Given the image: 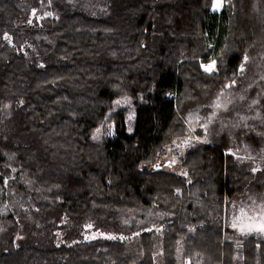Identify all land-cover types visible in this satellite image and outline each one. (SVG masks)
Instances as JSON below:
<instances>
[{
  "label": "trees",
  "instance_id": "16d2710c",
  "mask_svg": "<svg viewBox=\"0 0 264 264\" xmlns=\"http://www.w3.org/2000/svg\"><path fill=\"white\" fill-rule=\"evenodd\" d=\"M111 1H104V5L109 10L104 16H94L85 11L66 9L67 7L63 5L65 9L62 10L58 18H49L34 29L36 36L32 38L31 43L35 45V51L29 53L22 50L23 45L28 41V31L31 27H27L24 23V18L27 17L29 12V5L25 3V6L22 7L20 0H0V63H2L0 64V130L2 129L0 132V183L4 185L5 181L8 183L14 182L13 184L17 189L23 192L24 195L29 196L34 202H38L39 205L45 203L43 207L45 206L44 231L46 235H55L53 232L58 228V222L63 217H67L74 223L75 229L71 235L75 238L78 237L77 239L81 238V230L86 225H91L93 230H101L117 235V237L110 239H79L77 242L71 241L59 245L53 243L42 245L34 242L18 244L16 243V237L20 232L19 224L10 219L8 221L10 240L8 241L7 250L0 253V264H139L140 262L142 264H152L153 262V264H177L178 262L184 264L182 260L178 259L179 255H183L191 248L194 250L191 252L190 249L189 253L194 252V256H200L202 253L201 248H205L204 244L201 246L203 241L206 243L210 233L215 235L217 227L219 236L217 234L214 241L217 244L220 243L222 247H218L216 243H214L216 246L213 244L214 236L211 234L213 237L210 236L212 240L210 238L209 240L212 243L210 241H207V243L210 242L217 248L206 243L207 252L201 254L209 255L210 250L212 254V249H218V254L216 251L212 254L210 258L212 260L209 259L210 256L206 257L204 255L206 259L215 261V263H211L258 264L259 262V264H264L262 259L264 258V255H262L264 254V242L261 244L264 240L255 237H250V240L249 237L245 238L238 249L234 241L229 242V239L226 240L227 237L222 224H220L219 217H222L223 213L219 208L220 204L223 205L222 201L225 197L228 201L235 198V196H239L246 182L252 183V186L257 190H262L261 187L264 186V170H259L256 174H250L248 177L249 174H245V171L238 167V162L232 155L225 156L224 149L229 145L226 136L221 137L222 143L213 146L207 144L188 151L193 156L187 153L184 164L193 175H196H194V181L191 183H188L183 177L174 172L143 168L144 164L156 160L163 145L173 135L183 132L185 125L181 113L184 111L185 101L190 97L191 92L192 95L194 94L193 99L201 101L208 93L222 86L231 72L240 66L245 57L246 71L238 78V85L235 88L240 87L241 91L244 92L243 95L246 96L245 101H243L244 104L249 103L248 100L252 101V99L258 98L259 106L264 113V94H262L264 80L261 79V76L264 75V0H223L222 11L212 10L214 0H206L207 4L204 3L206 6L201 3L202 7H199V3L202 2L200 0V2L198 0H121L122 3H117L120 0ZM197 3L199 5H196ZM80 12L82 14H77ZM220 12L222 13L220 14ZM91 18L93 21L89 22L91 23L89 26L86 19ZM97 22H101V27H106L109 32L106 31V28L105 30L99 28L100 25ZM103 22L110 24L109 28ZM83 23L88 24L89 27H84ZM97 24L98 26H96ZM92 25L96 27H92ZM111 26L115 29L114 33H112L114 29ZM142 27L144 33L140 34L138 30L141 33L142 31L138 28ZM98 28L102 31H99ZM95 29L99 33L108 32V35L103 33L106 36H99ZM93 30L98 36L96 33H92ZM136 32L142 36V41L137 39L140 38L141 40V37L135 36ZM133 34L135 37L132 36ZM230 34L232 39H228ZM91 35H95V37ZM9 37L10 39H8ZM132 38L135 39L131 41ZM129 39L131 44L133 43L132 46L129 44ZM230 42H236L235 46L229 47L232 46ZM227 43L229 46H227ZM126 45L131 46V48L129 47L130 51L132 49H136V51L129 52V48L124 47ZM225 47V50L228 47L231 48L230 52L228 50L222 51ZM220 50L225 53V57L227 56V61L222 58L221 55L223 54ZM214 56L219 61L223 62L224 60L225 65H221L222 68L218 67V75L213 76L216 73L213 72L211 76V73L206 74L202 69L201 63L209 61V58ZM193 57L195 59H192ZM181 59L182 61H190V64L187 62H185L186 64L180 63ZM191 60L196 62H191ZM198 63H200L199 66H197ZM221 63L219 62V64ZM188 64L190 67L187 66ZM192 65H194V70ZM123 66L124 70L125 68L127 70L124 74H119L118 72L121 70V73L124 72ZM108 68H111L112 71L118 68V71H114L116 74L111 73V69L107 72ZM182 68L185 69V77L178 76ZM195 68L201 69V73L200 70L195 72ZM182 71L184 70L182 69ZM208 74L210 75L208 76ZM27 77L28 79H26ZM182 78L187 81L185 86H183L184 79ZM211 78L213 82H211ZM206 81L208 85L210 84L209 88L206 87ZM189 84L192 90H188L189 94L185 96L183 93L186 94L188 91H185L186 93L180 91L184 87L185 90L190 89ZM203 89H205L204 93H202ZM56 93L58 94L56 95ZM179 93L185 96L186 100L182 99ZM57 97L59 98L57 99ZM178 97H181L183 101ZM122 98H129L132 107L135 108L131 125H128L129 109H113L115 102ZM178 99L182 102L180 101V103ZM118 110L117 114L116 111ZM64 119L65 122L62 124ZM132 124H134V127ZM95 142L96 145L98 144L97 146ZM87 144H90V146ZM206 146L207 148H205ZM214 146L216 147L214 148ZM79 147H82V150L86 153L79 150ZM85 148L86 150H84ZM202 149L210 150L204 151L205 158L203 155L202 158L200 157L203 154ZM212 149L216 153V159L213 158L215 153ZM217 149L223 151L218 152ZM77 151H80L79 154ZM196 151L199 152V155H196L198 154ZM207 153L210 154L209 156L212 159L207 158ZM195 155L198 157V162L194 159ZM187 157L190 160L192 159L195 167L193 164H187L190 163ZM186 161L188 162L186 163ZM204 163H207V165H204ZM208 163L211 165L210 167ZM198 164H203L204 169ZM212 165H214V168H212ZM224 165H229L226 166L227 171ZM231 168L232 172L230 171ZM213 169L215 170L212 171ZM137 171H141V173ZM156 171L158 172L156 173ZM17 172L20 173L21 177L16 174ZM159 172L162 174H159ZM203 172L204 175L201 174ZM208 172L210 174L216 172L214 177L216 175L217 181ZM160 175H163V177L170 176H168L169 178L166 176L168 181H165L166 177L162 180L163 177ZM232 175L235 177L234 183L231 180L234 178ZM78 177L80 179H77ZM6 178H9V180ZM54 178L58 182L60 179L66 181L71 178L70 183L73 185L75 183V185L72 188L68 186L69 181L67 183V181L62 180L59 184L55 181L49 184L51 179L55 180ZM206 178L207 183H210L209 180L214 178L212 182L215 185H212L211 182L208 184L210 187L206 186ZM238 179L240 180L238 181ZM178 181H181V185L185 183L183 184L185 197L182 195L183 188ZM64 183H67V188L66 185H61ZM20 184H23V186ZM168 184L169 187L166 186ZM178 184L180 187L176 186ZM141 185L143 188L147 186L146 189L147 191L149 189V191L141 189ZM192 185H194L193 190L198 189L195 190V193L190 189ZM159 186L162 187L159 188ZM172 186L174 187L171 188ZM204 186H206L205 189ZM163 187L165 188L162 189ZM208 187L211 188L213 193L216 190L219 193L216 192V196L212 195ZM150 188H158L163 191L161 193L160 190L153 191ZM173 189L176 192L178 190V192L175 193ZM186 189H188V193ZM132 190L137 193L129 192ZM51 191L56 193V195L54 194L55 197H53L54 195L48 197ZM164 191L168 194L163 195L165 194ZM128 192L129 194H127ZM202 192L203 195H201ZM132 193L133 195L130 196ZM153 193L155 194L152 195ZM199 193L204 198L207 195L209 198L212 196V199L207 200L208 197H206L207 201H204L205 199L200 197ZM60 194H63L62 198ZM147 194L152 195V198H154L151 200V196H147ZM188 194H192V196ZM168 195H171V198L178 205L174 206L173 200H168L171 199ZM177 195H180L179 198H177ZM39 196L44 197V200H41ZM136 196L138 197L135 199ZM162 196H164V199L168 197L165 202H168V205H165L163 202L165 200L160 198ZM186 196H189V200L192 197L194 201L188 202ZM198 196L199 199L203 198L201 200L204 204L197 198ZM36 197L38 198L36 199ZM125 197H127V201L129 200V206L133 199L138 200L139 198V202H137L139 206L135 204L136 201L134 202V200L131 204L132 207L127 204L125 206ZM174 197L178 200L181 199L180 202L175 200ZM53 198L54 200L58 198L59 202L55 201L57 204L54 203ZM183 198L184 200H182ZM157 199L162 200L158 201ZM140 200L144 204L147 202L146 205L143 206ZM195 200L200 203V206L203 205L200 207ZM211 200L213 202H210ZM151 201L154 206H150L153 204ZM194 202L197 203V206L196 204L193 205ZM205 202H207L206 206ZM210 203L212 204L210 205ZM214 204L220 206L216 208V205L212 206ZM134 205L136 206L134 207ZM170 205L173 208L178 206V209H174L176 210L174 211L173 208L168 207ZM185 205L196 206L197 212L199 211L198 207L209 210L206 214V211H204L205 215L203 216V209L199 211H202L201 213H197L194 212L196 210L190 207V210H194L192 213L189 212L190 210H186L188 207H185ZM155 206L156 208H152ZM158 207L161 209L159 210ZM159 211H162V215H158ZM177 212L182 216L181 218L176 215ZM184 212H188V215L185 216L187 213ZM75 213L76 215H73ZM169 213H172V215H169ZM198 214L202 219L198 218ZM72 215L76 218H73ZM184 217H187L186 221ZM191 217H197V222L195 223L196 219L191 221ZM3 218L0 203V222ZM130 218L131 220H129ZM206 218H209V220L206 221ZM79 220L83 222H79ZM187 221L192 223L189 224ZM181 222L184 223L181 224ZM132 223L134 228L130 229ZM213 223L217 224L216 228L215 225L213 227L214 233L212 232L213 229L209 228L210 226L212 228ZM205 224L207 229H210L209 231L206 228L204 230ZM183 226L187 228L181 229ZM188 229L192 230H190L192 232L191 237ZM199 229L202 230L203 235L199 233L201 232ZM168 231H171L170 234ZM178 232H181V234L179 235ZM172 233H174L173 236ZM188 233L189 235H187ZM198 233L200 235L197 238L195 234ZM143 234L148 235V237L143 236ZM205 236H208L207 239H205ZM189 237L192 238L191 242H189ZM182 238L184 239L182 240ZM187 238L188 240H186ZM173 241H176V243ZM198 241H201V243ZM250 241L251 243L254 241V243L251 245ZM170 242L172 243L170 244ZM248 242L249 244H247ZM226 243L228 246H226ZM166 244H168L167 247L174 248L172 249L175 251V256L172 249L165 247ZM197 244L201 245H198V249L195 250ZM185 247L190 248L186 250ZM225 247H229L230 252L227 253L228 249ZM248 249H251V251ZM231 250H233V254H229L232 253ZM169 251H172L170 253L173 255L169 254ZM238 252H242V257ZM245 252H248V254L251 252V254L247 256ZM151 254L154 258L150 256ZM215 254L220 256L218 261H216L218 256ZM223 254L229 258H227V261ZM252 254L254 256L262 255V258L252 257ZM190 255V258L194 257ZM231 255L234 256L231 257ZM173 256L175 260H173ZM129 257L132 258L131 261ZM164 257L167 259H164ZM184 257L188 258V253L184 254ZM201 259L203 261L201 264L206 262V264H211L209 261H205L202 256ZM251 260L254 263L250 262Z\"/></svg>",
  "mask_w": 264,
  "mask_h": 264
},
{
  "label": "rangeland",
  "instance_id": "374dc122",
  "mask_svg": "<svg viewBox=\"0 0 264 264\" xmlns=\"http://www.w3.org/2000/svg\"><path fill=\"white\" fill-rule=\"evenodd\" d=\"M104 1L20 0L22 7L25 6V3L29 5V12L27 17L24 18V23L27 27L31 26L28 31L30 34L28 41L23 45L22 50L29 53L34 52L35 45L31 43L32 38L36 36L34 29L49 18H58L65 7L85 11L94 16H104L109 12L104 5ZM218 4L219 7H217ZM221 4L223 5V0L214 1L212 10L220 11L222 9ZM209 59V61L201 63L202 69L206 73H213L214 71L217 73L219 59L215 56ZM245 61L246 57L240 66L231 72L227 81L219 88L208 93L204 99L200 101L189 97L188 101H185L184 107L186 108L181 113L185 125L183 132L173 135L169 140L170 142L168 141L163 145L156 160L143 165L144 169H163L174 172L183 177L188 183H191L194 181V175L184 164L188 151L207 144L222 143L221 137L226 136L229 145L224 149V154L225 156L232 155L238 162V167L242 168L245 174L248 171L254 175L257 171L264 170V113L259 106L258 98H254L252 101L247 99L249 103L244 104L243 101L246 98L243 95L244 92L241 91L240 87L235 88L238 85V78L246 71ZM209 66H211V71L206 70ZM261 79L264 80V75L261 76ZM262 94H264V91H262ZM119 108L129 109L128 125H131L135 114L131 100L129 98L118 99L113 109L117 110ZM6 179L9 180V178ZM5 182L1 187L2 189L0 188L2 191L0 203L4 215L3 220L0 222V244L3 242L0 245V253L7 250V238L10 237L8 221L10 219L19 224L20 232L16 237V243L18 244L31 241L42 245L49 244V242L59 245L71 241L77 242L79 239L93 240L117 237V235L105 231L93 230L91 225H86L81 230V238L77 239L78 237L75 238L71 235V230L75 229V225H72L73 223L67 217H63L58 222V228L53 232L55 233L54 236L46 235L44 231L45 207L42 208L29 196L24 195L13 183ZM261 188L262 190H257L252 186V183L246 182L239 196H235V198L228 201L225 197L223 205L220 206L223 209L220 208L223 218L219 217V219L223 230H226L224 233L226 236L230 234L228 239H233L232 241H235L234 243L238 245V249L245 237L253 236L259 240H264V231H260L261 226L264 225V186ZM2 194L3 196H1ZM158 215H162V211L158 212ZM169 215H172V213H169ZM184 218L186 221L187 217ZM50 236L52 239H50ZM179 256L178 259L180 261L184 260V264L202 263L201 257L197 255H191L194 256V260L183 258L182 255ZM202 257L205 259V256L202 255Z\"/></svg>",
  "mask_w": 264,
  "mask_h": 264
},
{
  "label": "bare ground",
  "instance_id": "6f19581e",
  "mask_svg": "<svg viewBox=\"0 0 264 264\" xmlns=\"http://www.w3.org/2000/svg\"><path fill=\"white\" fill-rule=\"evenodd\" d=\"M112 1H113V0H112ZM112 1H111V2H112ZM120 1H121V0H120ZM120 1H118L117 3H122V1H126V0H122L121 2H120ZM198 1H199V0H198ZM200 1H202V2H200ZM200 1H199V2H200V3H199L200 5H199L198 3L196 4V5H199V7H202L203 5L207 4L206 0H204V1H203V0H200ZM214 1L217 2V0H214ZM201 3H203V5H201ZM204 3H205V4H204ZM112 4H113V3H112ZM113 5H114V4H113ZM119 5H121V4H119ZM123 5H124V3H123ZM221 5H222V4H221ZM109 6H110V4H109ZM111 6H112V5H111ZM205 6H206V5H205ZM205 6H204V8H205ZM114 7H115V6H114ZM116 8H117V7H116ZM197 8H198V7H197ZM213 8H214V7H213ZM66 9H67V8H66ZM218 9H219V8H218ZM75 10H76V9H75ZM199 10H200V9H199ZM201 10H203V9H201ZM216 10H217V8H216ZM120 11H121V10H120ZM221 11H222V10H221ZM221 13H222V12H220V14H221ZM77 14H82V13L80 12V13H77ZM78 18H79V17H78ZM79 19H80V18H79ZM88 20H90V21H88ZM88 20L86 19V21L89 23V22H91L92 18H91V19H88ZM83 21L85 22L84 19H83ZM92 21H93V20H92ZM96 21H97V20H96ZM99 21H101V20H99ZM85 23H86V22H85ZM85 23H83L84 27H89L90 24H91V23H89V26H87L88 24H85ZM92 23H93V22H92ZM97 23H98V22H97ZM108 23H110V22H108ZM119 23H120V22H119ZM98 24L100 25L101 22L98 23ZM98 24H97L96 26H98ZM103 24L106 25V26H108V28H109V25H110V24H107V22H106V23L103 22ZM111 24H112V23H111ZM85 25H86V26H85ZM101 25H102V24H101ZM101 25L98 26V27L100 28ZM93 26H95V25H92V27H93ZM96 26H95V27H96ZM112 26H113V24H112ZM112 26H111V28H113ZM115 26H116V25H115ZM92 27H91V29H93ZM95 27H94V28H95ZM120 27H122V26L120 25ZM99 28H98V30H99ZM101 28H102V27H101ZM105 28H106V27H105ZM105 28H102V29L105 30ZM122 28H123V27H122ZM86 29H87V28H86ZM88 29H89V28H88ZM113 29H114V28H113ZM116 29H117V27H116ZM134 29H135V28H134ZM138 29H141V31H142V33H141L140 30H138V32H139L140 34H143V33H144V32H143L144 30H142L143 27H142V28H138ZM95 30H96V29H95ZM104 30H103V31H104ZM110 30H111V29H110ZM128 30H129V28H128ZM131 30H132V27H131ZM135 30H136V29H135ZM86 31H87V30H86ZM88 31L90 32V30H88ZM99 31H102V30H99ZM106 31L109 32V30H107V28H106ZM119 31H120V30H119ZM123 31H124V30H123ZM133 31H134V30H133ZM96 32L99 33L97 30H96ZM96 32H95V33H96ZM108 32H107V33H108ZM114 32H115V29H114V31H112V33H114ZM120 32H121V31H120ZM120 32H119V33H120ZM124 32H126V31H124ZM130 32H132V31H130ZM92 33H94V30H93ZM95 33H94V34H95ZM97 33H96V34H97ZM100 33H101V32H100ZM100 33H99V36H102L103 33L106 34V35H108L105 31L102 32L101 34H100ZM117 33H118V32H117ZM126 33H127V32H126ZM132 33H133V32H132ZM139 33L136 32L137 35H136L135 33H134V34H135V36H137V37H138V36L141 37V40H140V38H137V37H136V38L139 39V41H142V36L139 35ZM87 34H88V33H87ZM122 34H123V33H122ZM134 34L132 35L133 37H135ZM29 35H30V34H29ZM106 35H103V36H106ZM111 35H112V34H111ZM127 35H129V34L127 33ZM127 35H126V36H127ZM91 36H92V37H95V35H94V36L91 35ZM91 36H90V37H91ZM97 36H98V34H97ZM103 36H102V37H103ZM123 36H124V34H123ZM132 36H131V37H132ZM30 37H31V36H30ZM233 37H234V36H233ZM128 38H129V37H128ZM234 38H235V37H234ZM126 39H127V38H126ZM133 39H135V38H132L131 41H133ZM228 39H232L231 34L229 35V38H228ZM233 40H234V39H233ZM129 41H130V39H129ZM131 41L129 42V44L132 46L133 43L131 44ZM213 42H214V41H213ZM216 42H217V41H216ZM136 43H137V42H136ZM138 43H139V42H138ZM230 43H231L232 46H229L228 43H227V44H228L227 46H229V47H234L236 42H235V43H234V42H230ZM232 43H233L234 45H233ZM241 43H242V42H241ZM129 44H128V45H129ZM237 44H238V43H237ZM139 45H140V43H139ZM139 45H137V46H139ZM238 45H239V44H238ZM131 46H129V47L131 48ZM227 46H226V47H227ZM18 47H19V46H18ZM124 47H125V48H126V47L129 48L127 45L124 46ZM140 47H141V45H140ZM140 47H138V48H140ZM226 47H225L224 50H222V51H227V50L229 51V50L231 49V48L229 49V47H228L227 50H225ZM130 48H129V50H128L129 52L136 51V49H135V50L132 49V51H130V50H131ZM138 48H137V49H138ZM141 48H142V47H141ZM240 48H241V46H240ZM236 49H237V48H236ZM126 50H127V49H126ZM214 50H215V49H214ZM222 51L220 50L221 53H222ZM237 51H239V49H237ZM229 52H230V51H229ZM226 53H227V52H226ZM222 54H223V55H221V54H219V55H221L222 58L225 59V61H227V60H226V57H227V56H226V57L224 56L225 53H222ZM228 54H229V53H228ZM228 54H226V55H228ZM237 54H238V52H237ZM187 55H188V54H187ZM187 55H186V56H187ZM212 56H213V55H212ZM216 56H217V55H216ZM238 57H239V56H238ZM213 58H214V57H213ZM216 58H217V57H216ZM185 59H186V58H185ZM185 59H183V60H185ZM192 59H195V58L193 57ZM220 59H221V58H220ZM223 59H221V60H223ZM1 60H3V59H1ZM188 60H189V59H188ZM197 60H198V59H197ZM193 61H195V60H191V62H193ZM218 61H219V60H218ZM225 61L223 60V62H225ZM2 62H3V61H2ZM4 62H5V61H4ZM182 62H183L184 64H186L185 62L189 63L190 61H182V59H181L180 63H182ZM195 62H196V61H195ZM219 62L221 63L222 61H219ZM219 62H218V64H219ZM223 62H222L221 64H219V66H220L221 68H222V66L225 65V63H223ZM235 62H236V61H235ZM0 64H2V63H0ZM189 64H190V63H189ZM189 64H188L187 66H189ZM191 64H192V63H191ZM199 64H200V63H198L197 66H199ZM5 65H6V64H5ZM221 65H222V66H221ZM180 66H182V64H180ZM195 66H196V65H195ZM219 66H218V67H219ZM178 67H179V66H178ZM182 67H184V66H182ZM189 67H190V66H189ZM193 67H194V65H192V68H193ZM175 68H176V65H175ZM33 69H34V68H33ZM109 69H111V68H108V69H107V70H108L107 72L110 71ZM117 69H118V68H117ZM117 69H115V70H113V71H112V69H111V73L114 72V71H116ZM120 69H121V68H120ZM122 69L124 70V66L122 67ZM182 69H183L184 71H182ZM182 69L180 70L181 72L179 73V74H181V75L178 74V76H180V77L184 76V74H185V69H184V68H182ZM195 69H196V68H195ZM219 69H220V68H219ZM35 70H36V68H35ZM35 70H33V71H35ZM125 70H127V69L125 68ZM125 70H124L123 73H121L122 70L119 71L118 73H119V74H124V73H125ZM193 70H194V68H193ZM198 70H200V73H201V69H199V68H197V69L195 70V72L198 71ZM212 70H213V69H212ZM117 71H118V70H117ZM117 71H116V72H117ZM221 71H222V70H221ZM183 72H184V73H183ZM203 72H204V71H203ZM214 72H215V71H214ZM114 73H115V72H114ZM114 73H113V74H114ZM197 73H198V72H197ZM115 74H116V73H115ZM182 74H183V75H182ZM206 74H207V73H206ZM206 74H204V75H206ZM214 74H215V75H213V74L211 73V76H212V75H213V76L218 75V73H214ZM25 75H27V74H25ZM35 75H36V74H35ZM198 75H199V74H198ZM209 75H210V74H208V76H209ZM220 75H221V73H220ZM110 76H112V75L110 74ZM199 76H200V75H199ZM184 77H185V76H184ZM206 77H207V76H206ZM32 78H33V77H32ZM204 78H205V77H204ZM226 78H227V77H226ZM26 79H28V77H27ZM30 79H31V78H30ZM30 79H29V80H30ZM34 79H35V77H34ZM182 79H184V80H183V82H184V85H183V86H185V82H187V81H185V78H182ZM208 79H209V77H208ZM208 79L206 78L207 81H208ZM203 80H204V79L202 78V81H203ZM33 81H34V80H33ZM38 81H39V79H38ZM202 81H200V82H202ZM207 81L205 82L206 84H207ZM209 81H210V80H209ZM39 82H41V80H40ZM42 82H43V81H42ZM211 82H213L212 78H211ZM199 85H202V84H199ZM209 85H210V84H209ZM209 85L207 84L206 87H208ZM186 86H187V84H186ZM189 86H190V89H186V90H185V87H184V88H183L184 91H183V89H182L180 92L183 93V92H185V91H188V90L190 91V90H192L190 84H189ZM189 86H188V87H189ZM188 87H187V88H188ZM203 88H205V87H203ZM208 88H209V87H208ZM193 90H194V89H193ZM189 91H188L187 93L185 92L186 94L183 93V95L188 96ZM206 91H207V90H206ZM166 92H167V91H166ZM169 92H170V91H169ZM171 92H172V91H171ZM171 92H170V93H171ZM175 92H176V91H175ZM204 92H205V89H203V92H202V93H204ZM58 93H59V92H58ZM58 93H56V95H57ZM177 93H178V92H177ZM181 93H179V94L182 96V99L186 100V99H185L186 97L183 96ZM61 94H64V93H61ZM173 94H174V93H173ZM179 94H178V96H180ZM26 95H27V94H26ZM56 95H55V97H56ZM166 95H167V94H166ZM166 95H165V96H166ZM168 95H169V94H168ZM171 95H172V94H171ZM193 95H194V94H193ZM193 95H192V92H191V94H190L189 96L192 97ZM58 96H59V95H58ZM60 96H61V95H60ZM27 97H28V96H27ZM169 97H170V96H169ZM172 97H173V96H172ZM58 98H59V97H57V99H58ZM62 98H64V97H62ZM178 98L181 99V97H178ZM188 98H189V97H188ZM188 98H187L186 102L188 101ZM192 98H193V97H192ZM195 98H196V96H195ZM175 99H176V98H175ZM180 99H178L179 102L182 100V99H181V100H180ZM190 99H191V98H190ZM63 100H65V99H63ZM178 101H177V102H178ZM182 101H183V100H182ZM182 101H181V102H182ZM175 102H176V101H175ZM179 102H178V104L176 103L178 106H179ZM181 102H180V103H181ZM33 104H34V103H33ZM183 105H184V104H183ZM26 106H27V105H26ZM180 106H181V105H180ZM187 107H188V106H187ZM184 108H186V107H184ZM179 109H180V107H179ZM134 110H135V108H134ZM173 110H174V109H173ZM123 111H125V110H123ZM126 111H127V110H126ZM179 111H180V110H179ZM116 112H117V114H118L119 110L116 111ZM116 112H115V113H116ZM115 113H114V115H115ZM123 113H124V112H123ZM176 113H177V112H176ZM112 115H113V114H112ZM114 115H113V116H114ZM179 116H180V115H179ZM111 117H112V116H111ZM109 118H110V117H109ZM109 118H108V119H109ZM124 118H125V117H124ZM135 118H136V117H135ZM61 119H62V118H61ZM113 120H114V119H113ZM180 120H181V119H180ZM110 121H111V120H110ZM64 122H65V119H64V121H63L62 124H64ZM115 122H116V121H115ZM59 124H60V123H59ZM129 124H130V123H129ZM42 125H43V124H42ZM60 125H61V124H60ZM133 125H134V124H132V126H133ZM43 126H44V125H43ZM41 127H42V126H41ZM128 127H129V126H128ZM133 127H134V126H133ZM102 129H103V128H102ZM114 129H115V127H114ZM1 130H2V129H1ZM1 130H0V132H1ZM4 133H5V132H4ZM5 134H6V135H9L8 133H5ZM177 134H178V133H177ZM114 135H115V133H114ZM183 135H184V134H183ZM103 140H104V138H103ZM103 140H102V141H103ZM14 141H15V140H14ZM14 141H13V142H14ZM32 141H33V140H32ZM169 142H170V141H169ZM206 142H207V141H206ZM29 143H30V142H29ZM91 143L93 144L92 141H91ZM100 143H101V141H100ZM87 145L90 146V144H87ZM95 145H96V142H95ZM97 145H98V144H97ZM97 145H96V146H97ZM212 146H213V145H212ZM6 147H7V146H6ZM215 147H216V146H214V148H215ZM80 148H81V149H80ZM205 148H207V146H206ZM219 148H220V147H219ZM28 149H29V148H28ZM82 149H83L82 147H79V150L83 151ZM208 149H209V148H208ZM6 150H7V149H6ZM9 150H10V148H9ZM84 150H86V148H85ZM188 150H189V149H188ZM202 150H203V154H201L200 157H201L202 155L204 156V154H205L204 151H205V150H206V151H210V150H207V149H202ZM212 150H213V149H212ZM220 150H221V149H220ZM220 150H219V151H220ZM66 151H67V150H66ZM213 151H214V150H213ZM217 151H218V149H217ZM219 151H218V152H219ZM221 151H223V150H221ZM73 152H74V150H73ZM77 152H78V154H79L80 151H77ZM83 152H84V151H83ZM197 152H198V151H196V153H197ZM200 152H201V151H200ZM0 153H1V152H0ZM84 153H86V152H84ZM188 153H189V152H188ZM190 153H191V152H190ZM190 153H189V154H190ZM192 153H193V152H192ZM213 153H215V151H214ZM213 153H212V154H213ZM223 153H224V152H223ZM78 154H77V156H79ZM189 154H188V155H189ZM194 154H195V153H194ZM207 154H208V153H207ZM190 155L193 156L192 154H190ZM190 155H189V156H190ZM196 155H199V152H198V154H196ZM196 155L194 156V159L198 162V157H197ZM209 155H210V154L207 155V158L209 157L208 159L210 160V159H212V158H211ZM213 155H214L213 158H215L216 153L213 154ZM22 156H23V153H22ZM203 156H202V157H203ZM71 157L73 158L74 156H71ZM79 157H80V156H79ZM195 157H196L197 159H196ZM200 157H199V159H200ZM202 157H201V158H202ZM187 158H189V157H187ZM204 158H205V156H204ZM216 158H217V156H216ZM216 158H215V159H216ZM18 159H19V158H18ZM227 159H228V158H227ZM227 159H226V161H227ZM22 160H23V159H22ZM71 160H72V159H71ZM189 160H190V158H189ZM206 160H207V159H206ZM209 160H208V161H209ZM196 161H195V162H196ZM211 161H212V160H211ZM187 162H188V161H186V163H187ZM193 162H194V161H193ZM209 162H210V161H209ZM200 163H201V161H200ZM28 164H29V162H28ZM187 164H193V163H192V159L190 160V163H187ZM195 164H196V163H195ZM205 164L207 165V163H204V165H205ZM198 165H200V164H198ZM204 165L202 164V165H200V166L203 168ZM231 165H232V164H231ZM193 166L195 167L194 164H193ZM208 166L210 167L211 165H209V163H208ZM213 166H214V165H212V168H214ZM224 166H225V165H224ZM226 166H229V165H226ZM226 166H225V167H226ZM232 166H233V165H232ZM215 167H216V166H215ZM221 167H222V166H221ZM221 167H220V168H221ZM199 168H200V167H199ZM228 168H229V167H228ZM31 169H32V168H31ZM34 169H35V168H34ZM193 169H195V168H193ZM203 169H204V168H203ZM215 169H216V168H215ZM215 169H213L212 171H214ZM229 169H230V168H229ZM233 169H234V168H233ZM206 170H209V169H206ZM221 170H222V169H221ZM209 171H210V170H209ZM217 171H218V170H217ZM217 171H216V172H217ZM226 171H227V167H226ZM230 171L232 172V168H231ZM33 172H34V170H33ZM137 172H139V171H137ZM148 172H149V171H148ZM148 172H147V174H148ZM157 172H158V171H156V173H157ZM210 172H211V171H210ZM210 172H208V173L210 174ZM216 172H215V173L212 172L213 176H212V174H210V176H211V177H214V174H216ZM221 172H222V171H221ZM221 172H220V173H221ZM235 172H236V171H235ZM237 172H238V171H237ZM239 172H240V171H239ZM139 173H141V171H140ZM160 173H161V172H159V174H160ZM163 173H166V172H163ZM206 173H207V172H206ZM206 173H205V174H206ZM224 173H225V172H224ZM16 174H19V176H20V173L17 172ZM143 174H144V173H143ZM145 174H146V172H145ZM161 174H162V173H161ZM168 174H169V173H168ZM201 174L204 175V172L201 173ZM222 174H223V172H222ZM243 174H244V173H243ZM243 174H242V175H243ZM246 174L248 175V174H250V173L247 171ZM163 175H165V174H163ZM163 175H160V176L163 177ZM172 175H173V174H172ZM194 175H195V174H194ZM217 175H218V174H217ZM228 175H229V174H228ZM244 175H245V174H244ZM244 175H243V176H244ZM247 175H246V176H247ZM15 176H16V175H15ZM166 176H167V175H166ZM166 176H164V177H166ZM168 176H170V175H168ZM168 176H167V177H168ZM195 176H196V175H195ZM198 176H199V175H198ZM222 176H223V175H222ZM240 176H241V175H240ZM246 176H245V177H246ZM249 176H250V175H248V177H249ZM20 177H21V176H20ZM51 177H53V176H51ZM60 177H61V176H60ZM60 177H59V178H60ZM164 177H163L162 180H164ZM167 177H166L165 181L167 180ZM211 177H209V178L211 179ZM215 177H216V175H215ZM215 177H214V178H215ZM227 177H228V176H227ZM227 177H226V178H227ZM230 177H231V176H230ZM232 177H234V175H232ZM13 178H14V177H13ZM168 178H169V177H168ZM173 178H174V177H173ZM194 178H195V177H194ZM207 178H208V175H207ZM207 178L205 179V182H206V186H209L208 184H210V183L212 182V180H214V178H213L212 180H209L210 183H207ZM54 179H55V180H52V179H51V180L49 181V184H50V183L52 184V183H53L52 181H55L56 183L59 184V183H60V180H62V181H64V182L67 181V183H68L69 180H71V178H68L66 181H65V179H64V180H63V179H60L59 182H58V180L56 181V178H54ZM77 179H80V178L78 177ZM200 179H201V178H200ZM1 180H2V179H1ZM162 180H161V181H162ZM180 180H181V178H180ZM231 180H232V182L234 183L235 177L232 178ZM239 180H240V179H238V181H239ZM62 181H61V182H62ZM167 181H168V180H167ZM215 181H217L216 178H215ZM72 182H73V181H72ZM169 182H171V181H169ZM178 182H179V181H178ZM202 182H203V180H202ZM243 182H244V181H243ZM13 183H14V182H13ZM20 183H21V182H20ZM23 183H24V182H23ZM67 183H66V184H67ZM69 183H70V181H69ZM73 183H74V182H73ZM163 183H164V181H163ZM173 183H174V181H173ZM180 183H181V181L179 182V184H180ZM197 183H198V182H197ZM199 183H200V181H199ZM235 183H236V181H235ZM66 184L64 183V184H61V185L64 186V185H66ZM166 184H167V182H166ZM179 184L176 185V186H177V187H180ZM183 184H185V183H183ZM183 184H182V185L180 184L182 188H183ZM200 184H202V183H200ZM213 184L215 185V183L212 182V185H213ZM0 185H1V183H0ZM20 185L23 186V184H20ZM24 185H26V184H24ZM71 185H72V186H71ZM74 185H75V183H74ZM74 185L71 184V183L68 184V186H70V187H72V188L74 187ZM173 185H174V184H173ZM194 185H195V184H194ZM194 185H192V187H190V189H192L191 191H194V193H195V190H196V189L193 190ZM217 185H218V184H217ZM1 186H2V185H1ZM148 186H149V185H148ZM164 186H165V184H164ZM166 186L169 187V184L166 185ZM195 186H197V185H195ZM198 186H199V185H198ZM202 186H203V185H202ZM206 186H204V189H205ZM26 187H27V186H26ZM146 187H147V186H145V187L143 188V186L141 185V189H144V190L147 191ZM149 187H151V186H149ZM149 187H148V188H149ZM161 187H162V186H161ZM161 187L159 186V188H161ZM168 187H167V189H169ZM173 187H174V186H172L171 188H173ZM185 187H187V186H185ZM209 187H210V186H209ZM209 187H208V188H209ZM216 187H218V186H216ZM239 187H240V186H239ZM3 188H4V186H3ZM60 188H61V187H60ZM66 188H67V185H66ZM66 188H65V189H66ZM164 188H165V187H163L162 189H164ZM171 188H170V189H171ZM1 189H2V188H1ZM25 189H26V188H25ZM27 189H29V188H27ZM52 189H53V188H52ZM63 189H64V188H63ZM150 189H153V188H150ZM184 189H185V188H183V192H182V195H183V196L186 194ZM199 189H200V187H199ZM204 189H203V191H204ZM238 189H239V188H238ZM3 190H4V189H3ZM154 190H155V191H159V190L161 191V189H158V188H157V189H153V191H154ZM165 190H166V189H165ZM173 190H175V189H173ZM181 190H182V189H181ZM181 190H180V191H181ZM187 190H188V189H186V192H187ZM197 190H198V189H197ZM197 190H196V191H197ZM207 190H208V189H207ZM207 190H206V191H207ZM215 190H216V189H215ZM215 190H214V191H215ZM26 191H27V190H26ZM148 191H149V189H148ZM148 191H147V192H148ZM162 191H163V190H162ZM162 191H161V193H162ZM191 191H190V192H191ZM209 191H210V193H212V195H213V194L215 195L216 192H217V194L219 193L218 190H216V192L213 193V192L211 191V188H209ZM1 192H2V191L0 190V194H1ZM4 192H5V191H4ZM59 192H60V191H59ZM61 192H62V191H61ZM61 192H60V193H61ZM84 192H85V191H84ZM129 192H134V191L132 190V191H129ZM129 192H128L127 194H129ZM150 192L152 193V191H150ZM150 192H149V193H150ZM174 192L177 193L178 190H177V192H176V190H175ZM207 192H208V191H207ZM82 193H83V192H82ZM134 193H137V192H134ZM157 193H158V192H157ZM161 193H159V194H161ZM164 193H165V191H164ZM166 193H167V192H166ZM166 193L163 194V195H166ZM175 193H174V194H175ZM184 193H185V194H184ZM187 193H188V192H187ZM191 193H192V192H191ZM196 193H197V192H196ZM3 194H4V193H3ZM3 194H2L1 196H3ZM54 194L56 195L55 192L53 193V192L51 191V194H49L48 197H50V195L53 196ZM154 194H155V193H153L152 195H154ZM167 194H168V193H167ZM174 194H172V195H174ZM208 194H209V192H208ZM55 195H54L53 197H55ZM57 195L59 196V194H57ZM62 195H63V194H62ZM62 195L60 194L61 198H62ZM131 195H133V193L130 194V196H131ZM136 195H138V194H136ZM152 195H148V194H147V196H151V200L154 198V197L152 198ZM175 195H176V194H175ZM175 195H174V196H175ZM188 195L192 196V194H188ZM197 195H198V194H197ZM197 195H195V196H197ZM201 195H203V192L201 193ZM42 196H43V195H42ZM127 196L129 197V195H127ZM134 196H135V195H134ZM160 196H161V195H160ZM168 196H169V198H171V195H168ZM177 196H178V195H177ZM179 196H180V195H179ZM179 196H178L177 198H179ZM183 196H181V197H183ZM199 196H200V193H199ZM199 196L197 197L198 199H199ZM215 196H216V195H215ZM215 196H214V197H215ZM39 197H40V196H39ZM137 197H138V196H136L135 199H136ZM166 197H167V196H166ZM172 197H173V196H172ZM181 197H180V198H181ZM184 197H185V196H184ZM186 197H187V199H188V200H187L188 202H189V201H192V200L194 201V199H192V197H190V200H189V198H188L189 196H186ZM200 197H203V196H200ZM206 197H208L207 200L212 199V198H211L212 196L209 198V196L207 195ZM206 197H205V198L203 197V198L205 199L204 201H207V200H206ZM37 198H38V197H36V199H37ZM40 198H41V197H40ZM131 198H133V197H131ZM156 198H157V197H156ZM160 198H163V200H165V201H163L164 203H165V202L167 201V199H168V197L164 199V196H162V197H160ZM174 198H176V197H174ZM177 198H176L175 200H178ZM197 198L195 197V199H197ZM203 198H201V199H203ZM221 198H222V197H221ZM125 199H126V202H127V203L124 202V205L126 206V204H127V205L129 206V203H128L129 200L127 201V197H125ZM140 199H141V198H140ZM148 199H149V198H148ZM201 199H199V200L202 201ZM3 200H4V199H3ZM41 200H44V197H42ZM53 200H54V198H53ZM133 200H134V199H133ZM133 200H132V201H133ZM138 200H139V198H138ZM138 200H134V202L136 201L135 204H137V202H139ZM157 200H158V199H157ZM160 200H162V199H159L158 201H160ZM168 200H169V201H172L173 199L171 198V199H168ZM179 200H181V199H179ZM179 200H178V201H179ZM182 200H184V198H183ZM220 200H221V199H220ZM220 200H219V202H220ZM226 200H227V199H226ZM55 201H58V198H56V200L53 201L54 203L57 204V202H55ZM124 201H125V200H124ZM130 201H131V200H130ZM132 201L130 202L131 204H132ZM147 201H148V200H147ZM185 201H186V200H185ZM193 201H192V202H193ZM195 201L198 202L197 200H195ZM40 202H43V201H40ZM58 202H59V201H58ZM140 202H141V200H140ZM179 202H180V201H179ZM192 202H190V203L192 204ZM202 202H203V201H202ZM210 202H213V201L211 200ZM215 202H216V201H215ZM222 202H223V201H222ZM37 203H38V202H37ZM141 203H142V202H141ZM141 203H140V205H141ZM146 203H147V202H146ZM146 203H145V204L142 203V205L144 206V205H146ZM151 203H153V202L151 201ZM167 203H168V202H167ZM167 203H165V205H166ZM169 203H172V202H169ZM173 203H175V204H173ZM173 203H172V204H173L174 206L178 205L176 202H174V200H173ZM186 203H187V202H186ZM186 203H185V204H186ZM206 203H207V202H205V206H206ZM227 203H228V202H227ZM227 203H226V204H227ZM43 204L45 205V203H43ZM43 204L41 203L39 206H42V207H43ZM56 204H55V205H56ZM131 204H130V206L132 207ZM149 204H150V203H149ZM172 204H171V205H172ZM181 204H182V203H181ZM183 204H184V203H183ZM183 204H182V205H183ZM187 204H188V203H187ZM195 204H196V206H197V203L194 202L193 205H195ZM198 204H199V206H200V203H199V202H198ZM203 204H204V202H203ZM203 204H202V205H203ZM208 204H209V203H208ZM211 204H212V203H210V205H211ZM226 204H225V205H226ZM155 205H156V204H155ZM167 205H168V204H167ZM171 205L168 206V207L173 208V206L171 207ZM193 205H192V206L185 205V207H188V208H186V210H190V207H192L194 210H196V208H195L196 206L193 207ZM202 205H201V206H202ZM215 205H216V208H218L220 205L222 206V204H220L219 206H218V204H214V205H212V206H215ZM130 206H129V207H130ZM135 206H136V205H134V207H135ZM137 206H139V205L137 204ZM147 206H149V205H147ZM150 206H154V203L151 204ZM156 206H157V205H156ZM156 206H155V207H152V208H156ZM201 206H200V207H201ZM207 206L209 207V205H207ZM44 207H45V206H44ZM181 207H184V206H181ZM185 207H184V208H185ZM200 207H198V208H199V211L203 209V208L200 209ZM208 207H207V208H208ZM120 208H121V207H120ZM184 208H183V209H184ZM209 208H211V207H209ZM213 208H214V207H213ZM213 208H212V210H213ZM220 208H221V207H220ZM220 208H219V209H220ZM2 209H3V208H2ZM158 209H159V207H158ZM158 209H157V210H158ZM160 209H161V208H160ZM160 209H159V210H160ZM174 209H178V206H177V208L174 207L173 210H174ZM193 209L190 210L189 212L194 211ZM204 209H205V208H204ZM204 209L202 210L203 212L201 211L202 214H203V216L208 212L207 210H209V209H205V210H204ZM214 209H215V208H214ZM221 209H222V208H221ZM162 210H163V209H162ZM180 210H181V208H180ZM210 210H211V209H210ZM222 210H223V209H222ZM44 211H45V210H44ZM174 211H176V210H174ZM199 211L197 212V210H196V211H194V212L201 213V212H199ZM204 211H206L205 214H204ZM214 211H216V210H214ZM159 212H160V211H159ZM181 212H182V210H181ZM217 212H218V210H217ZM79 213H81V212H79ZM111 213H112V212H111ZM114 213H115V212H114ZM184 213H187L185 216L188 215V212H184ZM192 213H193V212H192ZM197 213H196V214H197ZM220 213H221V212H220ZM12 214H13V213H12ZM112 214H113V213H112ZM163 214H164V213H163ZM213 214H215V213H213ZM42 215H43V214H42ZM42 215H41V216H42ZM69 215H70V214H69ZM73 215H76V213L73 214ZM73 215H72V216H73ZM80 215H81V214H80ZM80 215H78V216H80ZM176 215L178 216L179 213L177 212ZM190 215H192V214H190ZM221 215H222V214H221ZM179 216H180V215H179ZM192 216H194V215H192ZM196 216H197V215H196ZM198 216H199V214H198ZM218 216H219V215H218ZM181 217H182V216H180V218H181ZM189 217H190V216H189ZM207 217H209V216H207ZM211 217H212V216H211ZM211 217H209V218H211ZM73 218H76V216H75V217L73 216ZM196 218H197V217H195V218L191 217L190 220L192 221V219L194 220V219H196ZM198 218L202 219V217H200V216H199ZM209 218H206L205 220L207 221V220H209ZM212 218H214V217H212ZM222 218H223V217H222ZM40 220H41V219H40ZM76 220H77V219H76ZM76 220H75V221H76ZM176 220H177V219H176ZM182 220H183V219H182ZM190 220H189V221H190ZM213 220H215V219H213ZM80 221H81V220H79V222H80ZM86 221H87V220H86ZM114 221H115V220H114ZM218 221H219V220H218ZM41 222H42V220H41ZM79 222L77 221V223H79ZM81 222H83V221H81ZM134 222H135V221H134ZM162 222H163V221H162ZM184 222H185V221H184ZM184 222H183V223H184ZM187 222H188V221H187ZM196 222H197V219H196L195 223H196ZM115 223H116V222H115ZM183 223L181 222V224H183ZM188 223H189V222H188ZM190 223H192V222H190ZM190 223H189V224H190ZM208 223H209V222H208ZM216 223H217V222H216ZM177 224H178V223H177ZM210 224H211V223H210ZM217 224H218V223H217ZM217 224H216V225H217ZM220 224H222V223H220ZM220 224H219V226H220ZM72 225H74V223H73ZM168 225L170 226V224H168ZM179 225H180V224H179ZM214 225H215V224L213 223L212 228H211V226L209 225V226H210L209 228L212 230L213 227H214ZM216 225H215V228H216ZM133 226H134V224L132 223L130 229H133V228H134ZM135 226L137 227V225H135ZM172 226H173V225H172ZM172 226H171V227H172ZM203 226H204V225H203ZM220 227H221V226H220ZM183 228L185 229V228H187V227H184V226L181 227V229H183ZM205 228H206V230H208L207 227H206V224H205L204 230H205ZM68 229H69V228H68ZM68 229H67V230H68ZM70 229H71V228H70ZM72 229H73V226H72ZM181 229H180V231H181ZM201 229H202V228H201ZM210 229H209V230H210ZM219 229H221V228H219ZM14 230H16V229L14 228ZM73 230H74V229H73ZM176 230H178V229H176ZM188 230H189V229H188ZM190 230H191V229H190ZM190 230H189V233H190V237H191V234H192L191 231H192V230H191V231H190ZM197 230H198V229H197ZM199 230H200V229H199ZM204 230H203V231H204ZM209 230H208V231H209ZM216 230L218 231V227H217ZM68 231H69V230H68ZM171 231H172V230H171ZM171 231H168V233L170 234ZM182 231H183V230H182ZM186 231H187V229H186ZM200 231H201V232H199V231H197V232H199L201 235H203V234H202V230H200ZM213 231H215V230L213 229L212 232H213ZM217 231H216V234H215V235L212 234V233H210V235H209V238H210L211 234L214 236V238H213V244H214V243L217 244V242L214 241V240H216L215 237L219 236V233H217ZM11 232H12V231H11ZM71 232H72V230H71ZM143 232H144V231H143ZM205 232H206V231H205ZM218 232H219V231H218ZM220 232H222V231L220 230ZM224 232H226V230H225ZM178 233H179V235L181 234V232H178ZM184 233H185V230H184ZM189 233H188L187 235H189ZM195 233H196V231H195ZM199 233H198V234H195V235L197 236V238H198V235H200ZM213 233H214V232H213ZM193 234H194V233H193ZM217 234H218V235H217ZM166 235H167V232H166ZM166 235H165V236H166ZM173 235H174V233H172V236H173ZM204 235H205V234H204ZM206 235H208V233H206ZM216 235H217V236H216ZM227 235L229 236L230 234H227ZM143 236H146V235L143 234ZM156 236H157V235H156ZM158 236H159V235H158ZM184 236H185V234H184ZM193 236H194V235H193ZM193 236H192V237H193ZM213 236H211V237H213ZM220 236H221V234H220ZM224 236H225V235H224ZM228 236H226V237H227L226 240H228ZM146 237H148V235H147ZM166 237H168V236H166ZM190 237H189V240H190L189 242H191V239H192V238L190 239ZM205 237H206V236H205ZM207 237H208V236H207ZM207 237H206L205 239H207ZM251 237L253 238V236H251ZM11 238H12V237H11ZM149 238H150V237H149ZM152 238H153V237H152ZM172 238H173V237H172ZM175 238H176V236H175ZM184 238H186V237H184ZM184 238H182V240H183ZM200 238H201V237H200ZM203 238H204V237L202 236V239H203ZM209 238L206 240V243H207V241L212 240V238H210V240H209ZM218 238H220V237H218ZM245 238H246V237H245ZM48 239H49V238H48ZM48 239H46V240H48ZM50 239H52L51 236H50ZM248 239L250 240L251 238L249 237ZM7 240L9 241L10 238H7ZM28 240H29V239H28ZM28 240H27V241H28ZM114 240H115V239H114ZM175 240H177V239H175ZM182 240H181V241H182ZM186 240H188V238H187ZM231 240H233V239H230V240H228V241L231 242ZM255 240H256V239H255ZM22 241H23V240H22ZM156 241H157V240H156ZM158 241H159V240H158ZM168 241H171V240H168ZM201 241H202V240H201ZM201 241H198V242L201 243ZM219 241H220V239L218 240V242H219ZM221 241H222V240H221ZM29 242H31V241H29ZM163 242H164V241H163ZM165 242H166V241H165ZM173 242L176 243V241H173ZM183 242H185V241H183ZM210 242H211V241H210ZM210 242H209V243H210ZM234 242H235V241H234ZM263 242H264V241H262L261 244H263ZM53 243H54V242H53ZM171 243H172V242H170V244H171ZM186 243L188 244V242H186ZM206 243L203 241L202 245H201V244H197L196 247L194 246L195 243H193L194 245H193L192 247H193V248L195 247V250H197V249H198V248H197L198 245L203 246V244H204L205 248H204V247L201 248L202 250H205V251H202V250H201V252L204 253V252H207ZM209 243H207V244L213 246V245L211 244L212 242H211L210 244H209ZM250 243H251V241H250ZM252 243H254V241H253ZM252 243H251V245H252ZM1 244H3V242H2ZM1 244H0V245H1ZM49 244H50V242H49ZM173 244H174V243H173ZM226 244H227V243H226ZM226 244H225V245H226ZM230 244H231V243H230ZM230 244H229V245H230ZM247 244H249V242H248ZM50 245H51V244H50ZM133 245H137V244H133ZM167 245H168V244H166L165 247H167ZM208 245H207V246H208ZM214 245H215V244H214ZM217 245H218V247H222V246L220 245V243L217 244ZM255 245H256V244H255ZM64 246H65V245H64ZM152 246H153V244H152ZM211 246H209V247H211ZM215 246H216V245H215ZM215 246H213V247H215ZM226 246H228V244H227ZM231 246H233V245L231 244ZM237 246H238V245H237ZM248 246H249V245H248ZM253 246H254V245H253ZM138 247H139V246H138ZM156 247H157V246H156ZM165 247H164V248H165ZM213 247H211V248H213ZM245 247H246V245H245ZM131 248H132V247H131ZM167 248L169 249L170 247H167ZM172 248H173V247H172ZM172 248H170V249H172ZM185 248H186V247H185ZM188 248H190V247H188ZM188 248H186V250H187ZM196 248H197V249H196ZM203 248H204V249H203ZM215 248H217V247H215ZM215 248L212 249V254H213L215 251L217 252L218 249L216 250ZM225 248H227V247H225ZM134 249H135V248H134ZM152 249H153V247H152ZM168 249H166V250H168ZM173 249H174V248H173ZM173 249H172V250H173ZM175 249H176V247H175ZM180 249H181V248H180ZM190 249H191V248H190ZM190 249H189V250H190ZM227 249H228L227 253L230 252V251H229V250H230L229 247H228ZM231 249H232V247H231ZM235 249H236V247H235ZM245 249H246V248H245ZM252 249H253V248H252ZM129 250H131V249H129ZM132 250H133V249H132ZM154 250H155V249H154ZM176 250H177V249H176ZM183 250L185 251L184 248H183ZM189 250H188V252H186V253L183 252L184 254H187V253H188V258H190V257H189V254L193 255V253H194V252H193V253H189V252H190ZM192 250H194V249H191V252H192ZM209 250H210V249H209ZM224 250H225V249H224ZM233 250H234V249H233ZM233 250H231L232 253H229V254H233ZM236 250H237V249H236ZM236 250H234L235 253H237ZM241 250H242V247H241ZM248 250L251 251V249H248ZM253 250H255V249H253ZM262 250H263V249H262ZM135 251H136V250H135ZM152 251H153V250H152ZM219 251H220V248H219ZM259 251H260V250H259ZM1 252H2V251H1ZM170 252H172V251H169L168 253L171 254ZM173 252H174L173 254H174V256H175V251L173 250ZM199 252H200V251H199ZM216 252H215V253H216ZM242 252H243V251H242ZM242 252H240V253L238 252V254L240 255V257H242ZM166 253H167V252H166ZM168 253H167V254H168ZM183 253H182V254H183ZM202 253H201V254H202ZM219 253H220V252H219ZM227 253H226V254H227ZM235 253H234V254H235ZM246 253H247V256H249V255L251 254V252H250L249 254H248V252H245V254H246ZM252 253H253V251H252ZM261 253H262V251H261ZM261 253H259V254H261ZM173 254H171V255H173ZM176 254H177V252H176ZM179 254H180V253H179ZM184 254L182 255V257H184ZM201 254H200V257L202 256ZM212 254H211V250H210V254H209V255H207V254H203V256H204V255H206V257H207V256H210V257H209V259H210L211 256H212ZM217 254H218V252H217ZM254 254H255V253H254ZM254 254H252V257H257V258H259V257L262 258V255H264V254H262V255H260V256H258V255L254 256ZM164 255H165V254H164ZM191 255H190V256H191ZM215 255H216V254H215ZM223 255H224V254H223ZM150 256H152V254H151ZM174 256L172 257L173 260H175V257H174ZM197 256H199V255H197ZM216 256H218V258H216V261H218V259H219L220 256H219V255H216ZM216 256H215V257H216ZM224 256L226 257L227 255H224ZM224 256H223V257H224ZM229 256H230V255H229ZM232 256H234V255H231V257H232ZM245 256H246V255H245ZM131 257H132V256H131ZM131 257H129V258H130V261L132 260ZM133 257H134V256H133ZM152 257H153V256H152ZM182 257H181V259H183ZM238 257H239V256H238ZM129 258H128V259H129ZM147 258H148V257H147ZM153 258H154V257H153ZM153 258H152V260H153ZM179 258H180V256H179ZM184 258H185V257H184ZM188 258H187V259H188ZM227 258H228V257L225 258L226 261H227ZM244 258H245V257H244ZM164 259H167V258L164 257ZM192 259L194 260V257H193ZM220 259H221V258H220ZM228 259H229V258H228ZM245 259H246V258H245ZM245 259H244V260H245ZM252 259H254V258H252ZM262 259L264 260V258H262ZM210 260H212V259H210ZM210 260H208V259L205 258V261H209V263H211V262L215 263V261H210ZM241 260H243V259L241 258ZM246 260H247V259H246ZM258 260H261V259H258ZM150 261H151V259H150ZM166 261H167V260H166ZM166 261H165V262H166ZM182 261H184V260H182ZM195 261H196V260H195ZM199 261H200V260H199ZM151 262H152V261H151ZM168 262H169V260H168ZM172 262H173V261H172ZM172 262H171V263H172ZM191 262H193V261H191ZM202 262H203V261H202ZM224 262H225V261H224ZM239 262H240V259H239ZM250 262H253V261L251 260ZM261 262H262V261H261ZM153 263H154V262H153ZM153 263H152V264H153ZM183 263H184V262H183ZM206 263H207V262H206ZM206 263H205V264H206ZM213 263H211V264H213ZM216 263H217V262H216ZM228 263H229V262H228ZM231 263H232V261H231ZM241 263H242V261H241ZM245 263H246V262H245ZM253 263H254V262H253ZM139 264H142V263L140 262ZM163 264H165V263H163ZM167 264H168V263H167ZM172 264H174V263H172ZM177 264H181V262H180V263L178 262ZM219 264H220V263H219ZM251 264H252V263H251ZM258 264H259V262H258ZM262 264H263V263H262Z\"/></svg>",
  "mask_w": 264,
  "mask_h": 264
},
{
  "label": "snow or ice",
  "instance_id": "6c2138e0",
  "mask_svg": "<svg viewBox=\"0 0 264 264\" xmlns=\"http://www.w3.org/2000/svg\"><path fill=\"white\" fill-rule=\"evenodd\" d=\"M219 7V4L217 5ZM206 70L211 71V66H209ZM235 227V225H233ZM260 231H264V225L261 226Z\"/></svg>",
  "mask_w": 264,
  "mask_h": 264
}]
</instances>
